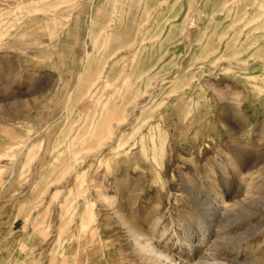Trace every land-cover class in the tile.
Returning a JSON list of instances; mask_svg holds the SVG:
<instances>
[{
    "label": "rangeland",
    "instance_id": "obj_1",
    "mask_svg": "<svg viewBox=\"0 0 264 264\" xmlns=\"http://www.w3.org/2000/svg\"><path fill=\"white\" fill-rule=\"evenodd\" d=\"M262 7L264 0H0V264H145L97 198L99 184L175 262L212 254L214 233H191L201 247L190 252L176 214L198 228L195 207L213 203L230 210L215 229L229 237L218 257L264 264ZM115 153L112 164L128 178L120 188L114 167L106 169ZM238 236L236 254L223 250Z\"/></svg>",
    "mask_w": 264,
    "mask_h": 264
},
{
    "label": "bare ground",
    "instance_id": "obj_2",
    "mask_svg": "<svg viewBox=\"0 0 264 264\" xmlns=\"http://www.w3.org/2000/svg\"><path fill=\"white\" fill-rule=\"evenodd\" d=\"M92 1V0H91ZM217 1H219V0H217ZM82 2V1H81ZM80 2V3H81ZM94 2V1H93ZM232 2V1H231ZM19 3V2H18ZM11 4V3H10ZM229 4H232L233 5V3H229ZM94 5V4H93ZM174 5V4H173ZM226 5V4H225ZM80 6H81V4H80ZM229 6V5H228ZM235 6V5H234ZM14 7V6H13ZM94 7V6H93ZM90 8H91V6H90ZM228 8V7H227ZM58 9V8H57ZM79 9H80V7H79ZM235 9H236V7H235ZM261 9H263V7L261 8ZM75 10V9H74ZM73 10V11H74ZM77 10V9H76ZM80 10H82V9H80ZM224 10V9H223ZM264 10V9H263ZM72 14V13H71ZM192 14H193V12H192ZM14 15V14H13ZM79 15V14H78ZM193 16V15H192ZM51 17H54V16H51ZM46 18V17H45ZM199 18V17H198ZM34 19V18H33ZM78 19V18H77ZM35 20V19H34ZM33 20V21H34ZM36 20H37V18H36ZM153 20V19H152ZM32 21V22H33ZM66 21V20H65ZM75 21V20H74ZM258 21V20H257ZM79 22V21H78ZM78 22H76V23H78ZM29 23H31V22H29ZM253 23H255V22H253ZM18 24V23H17ZM60 24V23H59ZM4 25V24H3ZM8 25V24H7ZM113 25V24H112ZM201 25V24H200ZM10 26V25H9ZM166 26V25H165ZM25 27V26H24ZM29 27V26H28ZM27 27V28H28ZM31 27V26H30ZM89 27V26H88ZM186 27V26H185ZM87 28V27H86ZM89 29V28H88ZM146 29V28H145ZM13 30V29H12ZM66 30V29H65ZM139 31V30H138ZM4 32V31H3ZM6 32V31H5ZM140 32V31H139ZM51 34V33H50ZM50 34H49V36H50ZM54 34V33H53ZM52 34V35H53ZM65 34V33H64ZM136 34H138V33H136ZM140 34V33H139ZM1 35V34H0ZM8 35V34H7ZM109 35V34H108ZM185 35V34H184ZM0 38H1V36H0ZM55 38V37H54ZM2 40H3V38H1ZM13 39V38H12ZM140 40V39H139ZM139 40H138V42H139ZM188 40V39H187ZM11 41V40H10ZM3 42V41H2ZM1 42V43H2ZM11 43V42H10ZM8 45H9V42H8ZM93 49V48H92ZM94 49H95V47H94ZM138 50V49H137ZM27 51V49H25V50H23V52L25 53ZM134 52V51H133ZM137 52V51H136ZM84 53H85V51H84ZM85 55V54H84ZM86 57H87V55H86ZM85 59V58H84ZM86 61V60H85ZM133 61V60H132ZM43 62V61H42ZM132 63V62H131ZM52 68V67H51ZM179 73V72H178ZM15 75V74H14ZM178 74L177 73H175L172 77H171V79H174V78H176V76H177ZM9 76V75H8ZM16 77V76H15ZM15 77H12V79H13V81L15 80L16 82H20V79H16ZM8 78V77H7ZM11 79V80H12ZM66 79V78H65ZM124 79H125V77H124ZM163 79H165V78H163ZM162 79V80H163ZM8 80H10V78L8 79ZM11 80H10V82H11ZM168 80V79H167ZM14 81V82H15ZM124 81V80H123ZM126 81V80H125ZM9 82V81H8ZM163 82H161V84H162ZM165 83V82H164ZM91 84V83H90ZM124 84V83H123ZM157 84V83H156ZM155 84V85H156ZM154 85V86H155ZM158 85V84H157ZM6 86V85H5ZM124 86V85H123ZM210 86V85H209ZM9 87V86H8ZM155 88V87H154ZM211 88V87H210ZM91 89H93V88H91ZM126 89V88H125ZM217 89V88H216ZM214 93V92H213ZM71 94V93H70ZM146 94V93H145ZM151 95V94H150ZM153 95V94H152ZM215 95H216V93H215ZM71 96V95H70ZM99 96V95H98ZM219 96V95H218ZM217 96V97H218ZM168 97V96H167ZM172 97V96H171ZM71 98V97H70ZM99 98V97H98ZM108 99V98H107ZM112 99V98H111ZM136 99V98H135ZM168 99V98H167ZM221 99V98H220ZM102 100V99H101ZM144 100H146V99H144ZM100 101V100H99ZM105 102H108V100L107 101H105ZM89 103V102H88ZM98 103V102H97ZM69 104V103H68ZM93 104H96V100H95V103H93ZM101 104V103H100ZM142 104H144V103H142ZM147 104V103H146ZM97 105V104H96ZM99 105V104H98ZM108 105V104H107ZM107 105H106V107H107ZM93 106V105H92ZM138 106V105H137ZM144 106V105H143ZM103 107H105L104 106V104H103ZM103 107H101V108H103ZM67 108V107H66ZM100 108V109H101ZM105 109V108H104ZM137 109V108H136ZM67 111V110H66ZM164 111V110H163ZM67 113V112H66ZM66 113H65V115H66ZM110 113V112H109ZM134 113V112H133ZM62 114V113H61ZM85 114V113H84ZM111 114V113H110ZM105 115V114H104ZM135 115V114H134ZM67 116V115H66ZM136 116V115H135ZM116 117V116H115ZM142 118V117H141ZM112 119V118H111ZM167 119V118H166ZM115 120V119H114ZM159 120V119H158ZM117 121V120H116ZM115 121V122H116ZM130 121V120H129ZM132 121V120H131ZM164 121H165V118H164ZM108 122V121H107ZM146 122V121H145ZM160 122V121H159ZM123 123V122H122ZM121 123V120H120V123H119V125H117V126H120V124H122ZM145 124H147V123H145ZM123 125V124H122ZM130 125H132V124H130ZM99 126V125H98ZM101 126V125H100ZM128 127V126H127ZM126 127V128H127ZM130 127V126H129ZM156 127V126H155ZM101 128H102V126H101ZM106 130V129H105ZM137 130V132H138V129H136ZM81 131V130H80ZM90 131V130H89ZM121 131H124V130H121ZM111 132V131H110ZM250 132V131H249ZM117 133V132H116ZM111 134H113V133H111ZM115 134V133H114ZM149 134V133H148ZM92 135V134H91ZM93 136V135H92ZM106 136V135H105ZM115 136V135H114ZM137 137V136H136ZM151 137V136H150ZM94 138V136L91 138V139H93ZM108 138V137H107ZM115 138V137H114ZM130 138V137H129ZM135 138V137H134ZM152 138V137H151ZM150 138V139H151ZM84 139V138H83ZM86 139V138H85ZM84 139V140H85ZM110 139V138H109ZM237 139V138H236ZM94 140V139H93ZM112 140V139H111ZM247 140V139H246ZM82 141V140H81ZM86 141V140H85ZM114 141V140H113ZM116 141V140H115ZM140 141H142V140H140ZM74 142V141H73ZM107 142H111L110 140L109 141H107L106 140V142L104 141V146L107 144ZM153 141H151V143H152ZM78 144H80L79 146H81V143H78ZM98 144V143H97ZM161 144V143H160ZM154 145V144H153ZM107 146H108V144H107ZM136 147V146H135ZM66 148V147H65ZM102 148H103V146H101V150H102ZM106 148V147H105ZM84 149H86V148H84ZM98 149V148H97ZM110 149V148H109ZM86 150H88V149H86ZM153 150V149H152ZM70 151H72L71 149H70ZM73 152V151H72ZM138 152V151H137ZM154 152V151H153ZM163 152V151H162ZM91 153V152H90ZM129 153H131V152H129ZM92 154V153H91ZM141 154V153H140ZM102 155V154H101ZM136 156H138V155H136ZM75 157V156H74ZM85 157V156H84ZM132 157H133V155H132ZM82 159H83V157H81ZM80 158V159H81ZM87 158H88V156H87ZM94 158H96V157H94ZM98 158V157H97ZM131 158V157H130ZM79 159V160H80ZM89 159H91V158H89ZM115 159V160H114ZM118 159H120V157H119V154L118 153H115L112 157H111V160H110V162H107V165H106V169L108 170V171H110V168H112V167H114V168H112V170H113V174L115 173L116 175H115V177H114V180H113V185H114V187L115 188H120L121 187V185L126 181V180H128V178H127V175H121V173H119V171H120V166L119 165H113L112 163H117L118 161H116V160H118ZM97 160V159H96ZM28 161V160H27ZM74 161H76V160H74ZM82 160H80V162H81ZM29 162V164H30V161H28ZM77 162V161H76ZM102 162H106V160H99V163L101 164ZM49 163V162H48ZM78 163V162H77ZM84 163V162H83ZM49 164H51V163H49ZM95 164V163H94ZM28 165V164H27ZM52 165V164H51ZM89 166V165H88ZM143 166V165H142ZM43 167V166H42ZM51 167H54V166H51ZM96 167V166H95ZM131 167V166H130ZM58 168V167H57ZM137 168V167H136ZM55 169V168H54ZM53 169V170H54ZM76 169V168H75ZM158 169V168H157ZM210 169V168H209ZM40 170V169H39ZM42 170V169H41ZM56 170V169H55ZM68 170V169H67ZM79 172H80V170H78ZM84 171V170H83ZM82 171V172H83ZM107 171V172H108ZM162 171H164V170H162ZM209 172H210V170H208ZM10 172H12V171H10ZM13 173V172H12ZM11 173V175H13ZM35 173V172H34ZM86 173V172H85ZM123 173V172H122ZM213 173V172H212ZM84 174V173H83ZM126 174V173H125ZM145 174V173H144ZM209 174V173H208ZM22 175H23V173H22ZM80 175V174H79ZM91 175V174H90ZM211 175V174H210ZM9 176V175H8ZM12 177V176H11ZM77 177H78V173H77ZM181 177V176H180ZM196 177V176H195ZM194 177V178H195ZM207 177V176H206ZM211 177V176H210ZM1 179H2V176L0 177ZM34 178H35V175H34ZM80 178V177H79ZM209 178V177H208ZM31 179V178H30ZM75 179V178H74ZM131 179V178H130ZM180 179V178H179ZM4 180V179H3ZM3 180H1L2 182H4ZM10 180V179H9ZM28 180V179H27ZM34 179H32V181H33ZM183 180V179H182ZM185 180V179H184ZM31 181V182H32ZM76 181V180H75ZM89 181V180H88ZM87 181V182H88ZM8 182V181H7ZM30 182V183H31ZM92 182V181H91ZM184 182V181H183ZM211 182V181H210ZM1 183V182H0ZM15 183V182H14ZM28 183V182H27ZM89 183H90V181H89ZM93 183V182H92ZM92 183H90V184H92ZM90 184H87V185H90ZM187 184V183H186ZM20 185V184H19ZM210 185V184H209ZM2 186V185H1ZM188 186V185H187ZM25 187V186H24ZM91 186H89V188H90ZM99 187H100V184H99ZM99 187H96V185L95 186H92V188L93 189H95V192L97 193V198L99 199V201L101 202V203H103V204H105L106 206H110V207H112V209H113V212L117 215V217H118V220L123 224V225H125V227H126V229H127V232H129V234H130V236L129 237H131V240H132V242H133V244H134V247H135V249L137 250V252L140 254V256L143 258V260L145 261V264L147 263V264H241V263H238L237 262V259H234V257H230L229 259L227 258V259H222V258H219L218 256H219V248H223L222 246H223V244L225 243V237H228L227 235L223 238V237H220L219 236V234H217V230H215V229H218V228H221L222 226H220V225H218L219 224V222L221 221V220H224V218H228V215H229V209H226L225 207H223L222 205H214L213 203H212V205H211V207H208V208H198V207H195V210L198 212L197 213V216H196V219L198 218V228H195L196 227V225H194L193 224V222H189L188 220H187V218L185 219L183 216H181L180 215V213H177L176 214V219L178 220V225L179 226H177L178 228H179V231H177V232H188L189 233V236L187 237V238H185V243H186V247L189 249V251L191 252V251H194V250H196V249H198V248H200L201 247V244H193V238H194V236L191 234V233H194V232H204V234H203V236L202 237H204V236H206L207 234H212V233H214V236H212L213 237V239L211 240V242H209L210 244V247L209 248H207V250H209V251H211V255H210V257H208L207 256V252L208 251H205L204 250V252H203V261H197L196 263H195V261L194 262H191L189 259H190V255H188L186 258H187V260H185V261H178V262H175L176 261V259L174 258V256H171L170 254H168V253H166V252H164L163 250H161V249H159L158 248V246L157 245H155V244H153V241H152V239L149 237V236H146V234H144V233H142L143 232V230H142V228L136 223V222H134L130 217H127V216H125V213L128 211V210H123L119 205H118V203L116 202V200L115 199H112L111 197L109 198V197H106L104 194H102L101 193V191H100V188ZM65 188V187H64ZM101 188H102V185H101ZM125 188V187H124ZM91 189V188H90ZM166 190H168V188L166 189ZM179 190V189H178ZM192 190V189H191ZM17 191V190H16ZM15 191V192H16ZM103 191V190H102ZM105 191V190H104ZM186 191V190H185ZM172 192V191H171ZM170 192V193H171ZM57 192L55 191V194H56ZM188 193V195L190 196L191 194H190V192H186V194ZM16 194V193H15ZM19 194H21L22 195V193H19ZM54 194V195H55ZM89 194V193H88ZM198 194V193H197ZM16 195H18V194H16ZM68 195V194H67ZM89 195H91V193L89 194ZM114 195V194H113ZM121 195V194H120ZM168 195H169V193H168ZM199 195H201V193H199ZM19 196V195H18ZM57 196V195H56ZM173 196V195H172ZM202 196V195H201ZM20 197V196H19ZM91 197V196H90ZM121 197V196H120ZM178 196L176 195L175 196V198H177ZM14 198V197H13ZM16 198H18L17 196H16ZM130 198L132 199V197H131V195H130ZM129 198V199H130ZM178 198H180V199H182V200H185V198L184 197H178ZM52 199V198H51ZM63 199H65V198H63ZM90 199V198H89ZM166 199V198H165ZM190 199H191V196H190ZM66 200V199H65ZM170 200V199H169ZM193 200V202L194 203H196L197 202V199L195 198H193L192 199ZM160 201V200H159ZM65 202V201H64ZM64 202H62V203H64ZM85 202V201H84ZM130 204H131V202H130ZM188 204V203H187ZM211 204V202L209 201V200H206V201H204V203H203V205H210ZM85 205V204H84ZM63 206V205H62ZM89 206H91V205H88V208H89ZM132 206V205H131ZM202 206V205H201ZM61 207V206H60ZM64 207V206H63ZM69 207V206H68ZM126 207V206H125ZM67 208V207H66ZM88 208H85L86 210V212L87 211H90ZM92 208V207H91ZM90 208V209H91ZM70 209V208H69ZM171 209V208H170ZM43 210V209H42ZM63 210V209H62ZM64 210H66L65 208H64ZM62 212V211H61ZM61 212H60V214H61ZM64 212V211H63ZM62 212V213H63ZM91 212V211H90ZM93 212V211H92ZM44 213V212H43ZM47 212L45 211V214H46ZM65 213H67V211L65 212ZM74 213H75V210H74ZM85 213V212H84ZM68 214V213H67ZM72 214V213H71ZM88 214V213H87ZM184 214V213H183ZM189 215V214H188ZM47 216V215H46ZM69 215H67V217H68ZM71 216V215H70ZM70 216H69V220H70ZM73 216V215H72ZM82 216V215H81ZM85 216V215H84ZM83 216V220H84V222L86 221V219H85V217ZM66 217V218H67ZM88 217H89V222L91 221V219L93 218V215L92 214H88ZM190 217V216H189ZM43 218H45V217H43ZM73 218V217H72ZM171 218V217H170ZM192 218V217H191ZM94 219V218H93ZM92 219V220H93ZM218 219V220H217ZM82 220V221H83ZM157 221V220H156ZM155 221V222H156ZM193 221V220H192ZM83 222V223H84ZM177 223V222H176ZM79 224H80V222H79ZM85 224V223H84ZM84 224L82 225V223H81V225H82V227L84 226ZM152 224V223H151ZM154 224V223H153ZM157 224V223H156ZM81 225H79V226H81ZM158 225V224H157ZM175 225V224H174ZM234 225V224H233ZM142 226V225H141ZM152 226V225H151ZM150 226V227H151ZM171 226V225H170ZM220 226V227H219ZM102 227V226H101ZM143 227V226H142ZM155 227H156V225H155ZM154 227V228H155ZM172 227V226H171ZM228 228V227H227ZM229 228H230V226H229ZM63 229H64V227H63ZM66 229V228H65ZM92 229V228H91ZM152 229V228H151ZM69 229H67V231H68ZM86 230H89V231H93V230H90V229H88L87 228V226H86V229H85V231ZM154 230V229H153ZM170 230V229H169ZM66 230H64V232H65ZM78 231H80V228H79V230ZM152 231V230H151ZM58 232V231H57ZM68 232H70V231H68ZM150 232V231H149ZM219 233H220V231H218ZM59 233V232H58ZM60 233H62V234H64L63 233V230H62V232H60ZM89 233H91V232H89ZM64 235H66V234H64ZM79 235V234H78ZM91 235V234H90ZM59 236V235H58ZM62 236V235H61ZM177 236V235H176ZM60 237V236H59ZM63 237V236H62ZM62 237H60V238H62ZM88 237H89V235H88ZM94 237V236H93ZM98 237V236H97ZM57 238V237H56ZM71 238V237H70ZM70 238H68V239H70ZM229 238V237H228ZM66 239V238H65ZM89 239V238H88ZM91 239V238H90ZM95 239V238H94ZM244 239V237L243 236H238V237H236V239H235V241H238V242H236L235 244H234V246H232V247H230V248H225V249H223V250H226V251H228L229 249H232V251H234V254H236L237 252H238V250L243 246V245H241V243H240V241L241 240H243ZM82 240V239H81ZM99 240V239H98ZM201 240V239H200ZM200 240H199V242H200ZM208 240V239H207ZM256 240V239H255ZM55 242L57 241V240H54ZM89 242H90V240H88ZM101 241H102V239H101ZM156 241V240H155ZM168 241V240H167ZM181 241H183V240H181ZM84 242V241H83ZM91 242H93V241H91ZM99 242H100V240H99ZM198 242V241H197ZM226 242H227V240H226ZM263 241H261V243H262ZM97 243V242H96ZM96 243H94V246H95V244ZM102 243V242H101ZM208 243V242H207ZM206 243V244H207ZM229 243V242H228ZM261 243H260V245H261ZM53 244V243H52ZM85 244V242L83 243V245ZM88 244H90V243H88ZM263 244V243H262ZM91 245H93V243L91 244ZM165 245V244H164ZM54 246V245H53ZM57 246H58V243H57ZM87 246V245H86ZM89 247V246H88ZM206 247V246H205ZM64 248H65V246H64ZM83 248V247H82ZM93 248V247H92ZM91 248V249H92ZM185 248V247H184ZM77 249H78V247H77ZM84 249H85V246H84ZM88 249V248H87ZM99 249H101L100 247H99ZM111 249H113V248H111ZM166 249V248H165ZM170 249V248H169ZM178 249V248H177ZM182 249V248H181ZM83 250V249H82ZM90 250V249H89ZM201 250V249H200ZM259 250V249H258ZM92 251V250H91ZM50 252V251H49ZM187 252V251H186ZM202 252V251H201ZM56 253V252H55ZM62 253V252H61ZM61 253H60V255H61ZM89 253V252H88ZM175 253V252H174ZM210 253V252H209ZM254 253V252H253ZM253 253H251V254H253ZM54 254V253H53ZM180 254V253H179ZM197 254V253H196ZM233 254V253H232ZM256 254V253H255ZM77 255V254H76ZM85 255V254H84ZM87 255V254H86ZM85 255V256H86ZM192 255V254H191ZM209 255V254H208ZM89 256H91V255H89ZM253 256V255H252ZM58 257H59V255H58ZM92 257V256H91ZM90 257V258H91ZM64 258V260L66 259L65 257H61V259H63ZM86 258H88V257H86ZM89 258V259H90ZM259 258V257H258ZM56 259V258H55ZM257 259V258H256ZM52 259H50V261H51ZM53 260H54V258H53ZM88 259H86V261H87ZM122 260V259H121ZM140 260H142V259H140ZM49 261V260H48ZM61 261V260H60ZM74 261H76V260H74ZM85 261V262H86ZM254 261V260H253ZM257 261V260H256ZM55 262H56V260H55ZM255 262V261H254ZM34 263V262H33ZM62 262H60V264H61ZM64 263V262H63ZM62 263V264H63ZM67 263V262H66ZM65 263V264H66ZM74 263V262H73ZM142 263V262H141ZM242 263H244V264H247L246 263V261H244V262H242ZM256 263V262H255ZM48 264H49V262H48ZM56 264V263H55ZM58 264V263H57ZM75 264V263H74ZM250 264V263H249Z\"/></svg>",
    "mask_w": 264,
    "mask_h": 264
}]
</instances>
